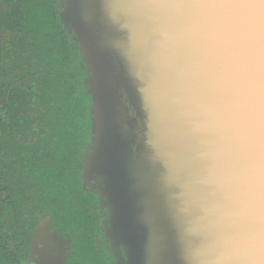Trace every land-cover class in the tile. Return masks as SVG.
Returning a JSON list of instances; mask_svg holds the SVG:
<instances>
[{
  "label": "water",
  "instance_id": "obj_1",
  "mask_svg": "<svg viewBox=\"0 0 264 264\" xmlns=\"http://www.w3.org/2000/svg\"><path fill=\"white\" fill-rule=\"evenodd\" d=\"M59 2L111 264H264V0Z\"/></svg>",
  "mask_w": 264,
  "mask_h": 264
},
{
  "label": "flooded vegetation",
  "instance_id": "obj_2",
  "mask_svg": "<svg viewBox=\"0 0 264 264\" xmlns=\"http://www.w3.org/2000/svg\"><path fill=\"white\" fill-rule=\"evenodd\" d=\"M22 1L0 0V45L5 53L0 117L12 142L23 147L16 153L7 148L0 152L5 175L0 193L12 210L3 226L7 234V261L10 264H102L98 254L92 257L85 249L78 251L75 245L76 240H83L98 251L109 247L103 233L107 215L102 206V179L85 169L92 151L93 118L89 91L83 90L78 96L76 89L79 80L85 83L86 77L79 74L83 64L79 60L74 66L67 57L50 72L40 62H34L39 50L26 31L27 13ZM56 7L52 14L59 17L58 0ZM67 33L62 34L63 38L67 36L72 41V34ZM74 46L75 43L73 49ZM75 98L80 101L76 117L65 114L71 117L70 126L56 116L58 111H65L66 101ZM57 124L65 126L67 140L52 134ZM22 150L33 159H48L52 174L64 177L65 188L47 195L41 189L43 186L33 179L36 174L21 161L25 157Z\"/></svg>",
  "mask_w": 264,
  "mask_h": 264
},
{
  "label": "trees",
  "instance_id": "obj_3",
  "mask_svg": "<svg viewBox=\"0 0 264 264\" xmlns=\"http://www.w3.org/2000/svg\"><path fill=\"white\" fill-rule=\"evenodd\" d=\"M22 2L25 13H27L25 19L27 25L26 31L34 38V45H36L37 50H39V55L35 58L34 62H40L41 66H43L44 68H48L50 72H54V66L59 64L67 57L72 59L74 66H77L78 61L81 60L80 53L76 49V45L74 46V49L72 48V45L74 43L69 39V37L64 36L63 38L62 34H65L68 31L64 28V25L60 21V18L52 14V11H57V0H24ZM1 42L2 40L0 38V44ZM2 51L3 50L1 49L0 45V89H3L4 87V85L1 84V81L3 83V76L5 74V53ZM79 74L81 75V77H86V73L83 69H80ZM76 89L79 90L77 92L79 96L80 93L83 92V90L87 91L88 87L83 81L79 80L77 82ZM89 97L91 99V95ZM79 107L80 101H78L77 98H75L74 101H66L64 104L65 111H62L61 113L58 111L56 118L66 122V124H69L71 126V117L69 118L65 114H72L76 117ZM0 116H2L1 111ZM3 127L4 126L0 117V152L3 148L11 149L14 153L20 151L21 148L23 149L21 145H17L16 143L12 142V140L9 138V134L5 132V129ZM52 130V134L57 138L66 139L67 133L65 131V126L57 124L53 127ZM89 136H91V133L89 134ZM22 151L25 157L21 161H25L26 167H28L31 172L36 174L33 179L36 180L37 184H41L43 186L41 189H44L47 192V195H52L65 188L66 181L64 177H59L57 176V174H52L50 170L52 163L48 159L46 161H40L38 157L33 159L25 150ZM33 153L35 154V151ZM1 165L3 167V162L0 160V187L4 184L5 180V175L2 172ZM8 215H12V210H10L6 206L5 202L2 200L0 193V264H10L7 261L8 253L6 252V247L8 245L6 243L7 234L5 232V229L3 228L6 216ZM75 245L78 251H82L83 249H85L87 255L92 256L98 254L102 259V264H109L110 260L112 261V255L109 249H106L105 246L102 247V251H98V249L93 247L91 243L88 246V244L84 243L83 240H76Z\"/></svg>",
  "mask_w": 264,
  "mask_h": 264
},
{
  "label": "rangeland",
  "instance_id": "obj_4",
  "mask_svg": "<svg viewBox=\"0 0 264 264\" xmlns=\"http://www.w3.org/2000/svg\"><path fill=\"white\" fill-rule=\"evenodd\" d=\"M72 34V33H70ZM113 209L112 213L110 214L111 210H108L105 208V213L107 215V218L105 219L106 225L108 224V227L111 229V234L117 238L121 233V229L123 228V225L125 224V215L123 212V208L120 206L119 198L117 196L113 197ZM110 221L111 218V223Z\"/></svg>",
  "mask_w": 264,
  "mask_h": 264
}]
</instances>
